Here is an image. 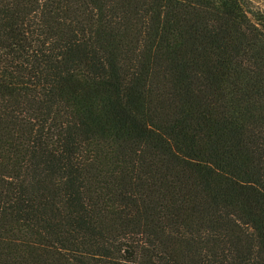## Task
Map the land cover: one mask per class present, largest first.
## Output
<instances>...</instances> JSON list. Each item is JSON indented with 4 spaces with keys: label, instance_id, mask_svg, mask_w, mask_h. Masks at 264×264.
I'll use <instances>...</instances> for the list:
<instances>
[{
    "label": "trees",
    "instance_id": "obj_1",
    "mask_svg": "<svg viewBox=\"0 0 264 264\" xmlns=\"http://www.w3.org/2000/svg\"><path fill=\"white\" fill-rule=\"evenodd\" d=\"M0 0V264H264V0Z\"/></svg>",
    "mask_w": 264,
    "mask_h": 264
},
{
    "label": "rangeland",
    "instance_id": "obj_2",
    "mask_svg": "<svg viewBox=\"0 0 264 264\" xmlns=\"http://www.w3.org/2000/svg\"><path fill=\"white\" fill-rule=\"evenodd\" d=\"M250 2V4L252 5V7L256 8H261L263 5V1L262 0H248Z\"/></svg>",
    "mask_w": 264,
    "mask_h": 264
}]
</instances>
